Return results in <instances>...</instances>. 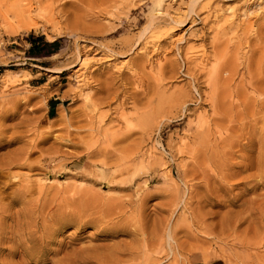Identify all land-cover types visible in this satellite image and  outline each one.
I'll return each mask as SVG.
<instances>
[{
  "label": "rangeland",
  "instance_id": "obj_1",
  "mask_svg": "<svg viewBox=\"0 0 264 264\" xmlns=\"http://www.w3.org/2000/svg\"><path fill=\"white\" fill-rule=\"evenodd\" d=\"M259 164L264 0H0V264H264Z\"/></svg>",
  "mask_w": 264,
  "mask_h": 264
},
{
  "label": "bare ground",
  "instance_id": "obj_2",
  "mask_svg": "<svg viewBox=\"0 0 264 264\" xmlns=\"http://www.w3.org/2000/svg\"><path fill=\"white\" fill-rule=\"evenodd\" d=\"M156 46V45H155ZM153 48V47H152ZM223 65V64H222ZM172 69V68H171ZM203 69V68H202ZM11 163V162H10ZM13 163V162H12ZM11 163V164H12ZM258 174L257 175H252L251 178L253 181H250L251 182V189L250 190H255V188L259 185V182H264V166L263 164H259L258 166ZM250 178V177H249ZM251 180V179H250ZM250 184V183H249ZM260 197V196H259ZM263 198V197H262ZM259 211V214H262L264 213V204L261 205V207L258 209Z\"/></svg>",
  "mask_w": 264,
  "mask_h": 264
},
{
  "label": "trees",
  "instance_id": "obj_3",
  "mask_svg": "<svg viewBox=\"0 0 264 264\" xmlns=\"http://www.w3.org/2000/svg\"><path fill=\"white\" fill-rule=\"evenodd\" d=\"M38 42H40V41H42V40H40V39H38L37 40ZM52 44H55V42H53ZM43 45V44H42ZM44 46V45H43ZM37 49H39L40 51H43L44 50V48H40L39 46H35Z\"/></svg>",
  "mask_w": 264,
  "mask_h": 264
}]
</instances>
